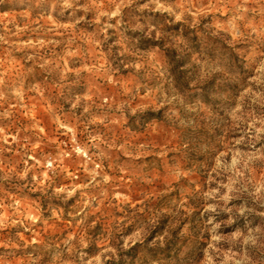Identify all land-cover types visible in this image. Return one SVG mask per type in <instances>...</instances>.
Returning <instances> with one entry per match:
<instances>
[{"label": "rangeland", "instance_id": "rangeland-1", "mask_svg": "<svg viewBox=\"0 0 264 264\" xmlns=\"http://www.w3.org/2000/svg\"><path fill=\"white\" fill-rule=\"evenodd\" d=\"M0 264H264V0H0Z\"/></svg>", "mask_w": 264, "mask_h": 264}]
</instances>
